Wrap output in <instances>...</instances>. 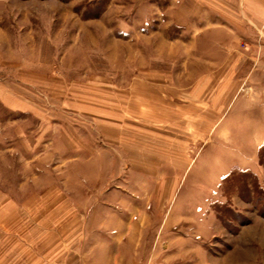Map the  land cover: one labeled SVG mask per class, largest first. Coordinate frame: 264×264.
<instances>
[{
  "label": "rangeland",
  "instance_id": "374dc122",
  "mask_svg": "<svg viewBox=\"0 0 264 264\" xmlns=\"http://www.w3.org/2000/svg\"><path fill=\"white\" fill-rule=\"evenodd\" d=\"M262 2L0 0V264H264Z\"/></svg>",
  "mask_w": 264,
  "mask_h": 264
},
{
  "label": "crops",
  "instance_id": "0c3cea01",
  "mask_svg": "<svg viewBox=\"0 0 264 264\" xmlns=\"http://www.w3.org/2000/svg\"><path fill=\"white\" fill-rule=\"evenodd\" d=\"M259 6L262 7V8H264V0H263V2H262V5L260 4ZM80 184H81V183H80ZM80 186H81V185H80ZM82 189H83V188L81 187L80 190L83 191Z\"/></svg>",
  "mask_w": 264,
  "mask_h": 264
}]
</instances>
